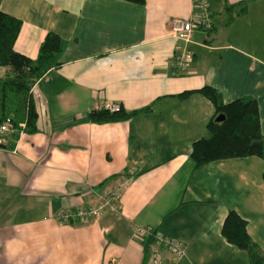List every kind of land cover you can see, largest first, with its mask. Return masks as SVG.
Masks as SVG:
<instances>
[{"label":"crops","instance_id":"0c3cea01","mask_svg":"<svg viewBox=\"0 0 264 264\" xmlns=\"http://www.w3.org/2000/svg\"><path fill=\"white\" fill-rule=\"evenodd\" d=\"M208 1L211 29L184 43L172 21L187 20L198 0H0L21 21L18 52L35 58L49 31L64 40L59 65L32 89L36 131L0 135V264H148L135 226L180 242L183 256L165 248L160 264H251L221 233L230 210L264 256L263 159L195 166L191 145L214 107L198 91L178 96L210 85L225 102L253 97L264 134V0ZM184 48L192 59L181 68ZM120 106L144 110L115 122L87 117ZM121 177L130 182L118 211L58 218L96 206Z\"/></svg>","mask_w":264,"mask_h":264},{"label":"trees","instance_id":"16d2710c","mask_svg":"<svg viewBox=\"0 0 264 264\" xmlns=\"http://www.w3.org/2000/svg\"><path fill=\"white\" fill-rule=\"evenodd\" d=\"M124 1L145 3V0ZM240 5L239 13H243L245 2ZM227 8L230 10L232 6ZM232 14L229 19L233 18ZM20 28V20L0 9V66L7 68L6 74L0 78V126L9 119L12 138L17 137L20 131H36L37 111L32 89L43 76L59 65V55L64 48V40L57 33L49 31L39 45L37 56L30 58L14 48ZM195 91L207 97L214 107V115L207 123V134L191 145L190 157L195 166L250 155L259 156L264 161V134L260 129L257 100L246 96L225 102L221 93L210 85L183 91L178 96L184 98ZM142 110L127 111L122 106L115 110L93 108L87 117L96 123L115 122L128 119ZM217 115L224 118L217 121ZM221 233L228 242L248 252L251 264H264V256L247 233L246 220L234 210L225 216ZM147 246H144L146 250Z\"/></svg>","mask_w":264,"mask_h":264},{"label":"built area","instance_id":"2783aa9c","mask_svg":"<svg viewBox=\"0 0 264 264\" xmlns=\"http://www.w3.org/2000/svg\"><path fill=\"white\" fill-rule=\"evenodd\" d=\"M212 26L211 11L208 0H198L194 12L187 20L175 19L172 21V28L175 32L174 37L183 40L184 43L190 41L191 33L196 29L209 31ZM192 59L191 52L184 48L178 56V66L185 68ZM110 110H115L111 108ZM10 129V121L7 119L0 126V133L5 134ZM130 178L121 177L111 188L107 189L100 197L99 202L93 207H80L74 213L61 211L58 218L64 222H70L73 219L87 221L90 218L99 217L104 211H118V201L121 193L129 184ZM134 233L142 241H147L148 264H160V257L163 249H169L173 258L183 256L181 244L176 239L152 230L150 227L135 226Z\"/></svg>","mask_w":264,"mask_h":264},{"label":"water","instance_id":"95a60500","mask_svg":"<svg viewBox=\"0 0 264 264\" xmlns=\"http://www.w3.org/2000/svg\"><path fill=\"white\" fill-rule=\"evenodd\" d=\"M223 118H224L223 115H217L216 118H215V120L220 121V120H222Z\"/></svg>","mask_w":264,"mask_h":264},{"label":"rangeland","instance_id":"374dc122","mask_svg":"<svg viewBox=\"0 0 264 264\" xmlns=\"http://www.w3.org/2000/svg\"><path fill=\"white\" fill-rule=\"evenodd\" d=\"M218 28V27H217Z\"/></svg>","mask_w":264,"mask_h":264}]
</instances>
